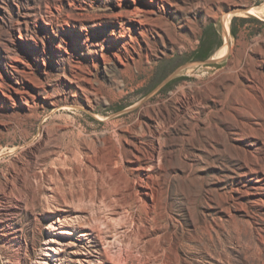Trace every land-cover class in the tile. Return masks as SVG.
Instances as JSON below:
<instances>
[{
	"label": "bare ground",
	"instance_id": "bare-ground-1",
	"mask_svg": "<svg viewBox=\"0 0 264 264\" xmlns=\"http://www.w3.org/2000/svg\"><path fill=\"white\" fill-rule=\"evenodd\" d=\"M147 1V5L132 0L127 2L125 7L117 6L119 9L113 14V25L108 32L99 29L101 42L107 43L106 49L101 48L99 55L88 52L91 55L86 57V61L92 68L96 69L101 64L108 66V60L103 56L105 51L116 56L124 65L122 67H131L136 59L141 58V50L146 54L144 57H148L150 43L146 37H150L155 43L158 40L168 41L172 45L176 43L177 35L169 32L166 22L156 21L163 14L175 13V5L167 0ZM183 26L186 24L181 23L180 27ZM153 50L157 53V50ZM247 50L240 56L241 73L234 74L246 81L247 89L239 92L237 96L229 93L226 99H220L219 87L223 75L216 74L200 86H190L187 83L177 86L169 92L168 99L142 103L129 122L126 118L110 120L107 117L101 132L86 133L83 126L77 124L76 118L70 115L59 121L54 118L41 125L36 141L18 154L28 157L22 173L11 174L12 167L6 169L7 173L2 177L3 186L0 185V216H9L5 225L9 232L2 233V238L18 245L16 259L24 256L27 245L21 239L19 230L15 228L12 216L24 210L23 199L31 201L32 205L39 199L46 181V198L56 196L60 203L66 202L65 198L77 197V200L81 201L87 198L94 204L99 200L105 202L107 212H100L105 214L103 216L106 223L101 224L105 225V233H109L113 240H109V235L104 236L103 233H99L101 237L98 236L109 261L115 264H126L132 257L140 264L155 261L157 258L161 259V264H180L184 260L180 253L183 222L191 228V234L197 240L203 236L211 240L212 232L221 229L227 215H231L232 207L251 219L255 218L256 213H261L264 218V54L250 53ZM254 55L256 62L253 61ZM79 59L76 57L74 61L76 68L73 76L80 77L81 81L91 87L88 75L79 72ZM11 67L17 72L20 70L15 64ZM2 79L0 74V85ZM67 79L71 88L77 92L83 89L78 81L75 83L72 78ZM14 81L10 78L11 90L8 89V94L2 93L0 96V108L8 114H19L21 121L35 109L47 107L52 113L69 112L80 105L88 109L93 107L94 100L91 96V99L86 96L84 99H41L36 96L38 86H35L34 82L22 81L18 87ZM8 117L6 120L0 118V135L14 124L11 123L12 119L18 120L12 116ZM46 117L43 118L44 121ZM60 131L62 132L59 133ZM57 136H69L63 152L59 151L61 145ZM52 155L55 159L47 162ZM215 157H229L235 161L236 167L228 174L227 170H223L221 174L215 175V182L206 184L203 168L199 165L202 159L213 163ZM227 176L232 179L228 189L225 184ZM78 179H81L84 188L80 186L81 181ZM14 181L20 183L21 190H17L19 194L22 192L24 198L13 196ZM77 181L80 182L78 187ZM173 181H178V188L185 192L187 197L185 202L189 206L184 209L183 219L173 215L168 203ZM63 184L74 186L62 193V188L58 187ZM7 196L9 202L1 203ZM61 204L53 208L47 207L44 213L50 221V238L44 243L45 254L50 257L46 258L47 263L49 260L58 259L57 252L60 251L56 252L55 244L69 243L60 237V234L70 235L75 240H85L91 235L81 226L76 229V216L65 215ZM211 210H216L218 220L210 216ZM97 213H93V216ZM73 238L70 242L74 241ZM114 238L121 244L117 247L118 252L112 251V247H115L112 244ZM115 242L119 244L117 240ZM61 248L63 250L65 246ZM51 250L55 252L52 253ZM134 252H139L140 255L137 256Z\"/></svg>",
	"mask_w": 264,
	"mask_h": 264
},
{
	"label": "rangeland",
	"instance_id": "rangeland-1",
	"mask_svg": "<svg viewBox=\"0 0 264 264\" xmlns=\"http://www.w3.org/2000/svg\"><path fill=\"white\" fill-rule=\"evenodd\" d=\"M131 1L0 0V74L3 78L1 80L2 85H0L2 91H0V96L2 93H9L11 90L9 81L10 78H13L18 87L22 81L34 82L33 84L38 86L36 96H40L41 99L44 97L46 99H84L86 96L87 99L92 97L94 100L92 101V109L80 105L69 112L54 111L51 113L50 109L46 107L41 110H32L31 112L34 114L31 113L22 121L19 119V114L11 113V115L0 108L2 120L12 116L20 121L16 123L15 121L18 120L12 121V119L11 123L14 124L0 135V185L3 186L4 178L2 177L7 173L6 169L12 167L10 169L11 174L22 173L28 157L18 154H21L23 149L36 141L41 125L45 124L46 121L54 118H57L54 119L55 121H59L70 115L74 119L76 118L77 124L83 126L86 133L101 132L107 117L110 120L126 118L127 121H131L142 103H154L160 99H168L171 91L177 86L185 83L190 86H200L216 74L223 75L219 87L220 99H226L229 93H234L237 96L239 92L247 89L246 81L234 76V74L241 73L240 56L245 49H248L247 51L250 53L264 54V0H167L169 3H173V6L175 5L177 11L173 14H163L156 21H162V23L165 21L169 27V32L177 35L175 44L172 45L168 41L162 42L160 40L155 43L150 37H146L150 43L148 57H144L146 54L141 50V58L136 59L135 64H131L135 66L122 67L124 65L118 61L116 56L105 51L103 56H106L108 66L101 64L96 69L92 68L86 61V57L91 54L97 55V53L99 55L101 50H105L107 47V43L101 42L99 29L108 32L113 25L111 21L113 14L119 9L118 7H125V4ZM133 1L138 4H149L147 0ZM181 23H185L186 26L181 28ZM208 26L216 29L219 44L213 46L208 58L195 60L193 53L198 49L201 36ZM232 31H235V34ZM95 43H100V45L96 46ZM152 46L157 50V53L151 48ZM76 57L80 58L77 64L78 66L81 65L79 72L88 75L91 87L81 81L80 77L73 76V71L76 68V64H74ZM206 60L212 61L204 62ZM253 61L256 62L255 55ZM9 64L17 65L20 70L17 69L18 72L13 70ZM72 67L73 69H71ZM222 71L223 73H221ZM91 76L92 78H90ZM68 77L73 79L72 82L78 81L79 86L83 89L77 92L71 88L69 81H67ZM167 83L169 86L163 91V87ZM84 89L88 91L85 92ZM40 90L41 92H39ZM82 91L84 92L82 93ZM44 115L48 117L45 121L43 120ZM68 137L57 136L61 145L59 151L65 150ZM52 159H55L54 155L47 162L53 161ZM213 159V163L202 159L199 165L203 168L206 184L215 182V175L221 174L223 170H227L228 174L231 169L236 167L235 161L229 157H215ZM79 180L81 181V179ZM79 183L76 187L80 184L81 187L83 186L82 181ZM177 183L178 181H173L170 186L168 203L173 215L183 219L185 210L188 209L189 205L185 202L187 201L185 192L178 188ZM231 183V177L227 176L225 183L227 189ZM19 186L21 187L20 183L14 181L12 194L21 199L23 195H21L22 192L21 194L18 192L21 190ZM47 186L48 181L44 183V188L46 189ZM73 186V184H63L62 187L58 188H62L63 193L70 188L72 189ZM45 189L42 190L39 199L33 203L34 206L30 203L31 201L23 199L25 200L23 201L25 202L24 210L12 216L15 228L19 230L21 239L27 245L24 256L22 258L17 257L19 260L16 259L18 245L2 238V233L9 232L5 228L9 216H0V264H115L109 261L104 245L100 243L99 238V233H101L104 236L109 235L107 236L108 239L113 240L109 233H105V225H102L106 223L103 213L107 212L105 202L99 200L94 204L86 198L82 203L83 201L77 200V197L75 199L65 198L66 202H61V204L56 196L55 198L50 196L46 198ZM3 201L8 203L9 197L2 199L1 203ZM67 202L68 204H66ZM101 203L105 205L103 206ZM60 204L65 210V215L76 216V229L81 226L91 235L85 240H80V238L75 240L70 235L60 234V237L62 236L69 243L65 245L55 244L57 245L56 252L57 250L60 251L57 252L58 259L49 260L47 263L46 258L50 257L45 254L44 243L50 238V221L44 213L47 207L53 208L57 205L60 206ZM92 205L96 209L92 208ZM70 210L71 213H69ZM102 210L103 212H100ZM92 212L94 214L98 212L97 216L94 217ZM210 214L211 217L218 220L216 210H211ZM92 217L94 218L92 219ZM183 229L185 231L181 232L183 241L180 253L184 260L180 264H264V218L261 213H256L255 218L251 219L242 211L232 207L231 215H227V220L223 221L221 229L212 232L211 240L206 236L197 240L192 236L191 228L184 222ZM106 231L108 230L106 229ZM71 238H73V242H70ZM95 239H99V241L96 242ZM116 240L118 242V239L114 238V243H112L115 247L111 246H113L112 251L118 252L121 244L119 242L117 244ZM60 246H65V248L61 250ZM134 253L140 255L139 252ZM132 263L140 264L134 257L126 262V264ZM146 264H161V259L157 258L149 263L146 261Z\"/></svg>",
	"mask_w": 264,
	"mask_h": 264
},
{
	"label": "trees",
	"instance_id": "trees-1",
	"mask_svg": "<svg viewBox=\"0 0 264 264\" xmlns=\"http://www.w3.org/2000/svg\"><path fill=\"white\" fill-rule=\"evenodd\" d=\"M232 33L235 34V31H232ZM217 44H219V38L216 29H214L212 26H208L201 36L198 49L193 53V58L195 60H203L208 58L211 54L213 46ZM168 84L169 83L164 85L163 91L168 88Z\"/></svg>",
	"mask_w": 264,
	"mask_h": 264
},
{
	"label": "water",
	"instance_id": "water-1",
	"mask_svg": "<svg viewBox=\"0 0 264 264\" xmlns=\"http://www.w3.org/2000/svg\"><path fill=\"white\" fill-rule=\"evenodd\" d=\"M210 61H212V60H206V61H204V62H210ZM170 76H172V75H170Z\"/></svg>",
	"mask_w": 264,
	"mask_h": 264
}]
</instances>
